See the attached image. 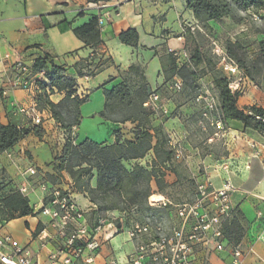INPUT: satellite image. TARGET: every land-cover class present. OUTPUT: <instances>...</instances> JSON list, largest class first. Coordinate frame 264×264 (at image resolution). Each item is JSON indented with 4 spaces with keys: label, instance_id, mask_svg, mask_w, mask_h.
Returning a JSON list of instances; mask_svg holds the SVG:
<instances>
[{
    "label": "rangeland",
    "instance_id": "374dc122",
    "mask_svg": "<svg viewBox=\"0 0 264 264\" xmlns=\"http://www.w3.org/2000/svg\"><path fill=\"white\" fill-rule=\"evenodd\" d=\"M220 1L214 0L215 3ZM224 2L229 7L226 16L207 22L197 20L188 31L184 30L183 55L179 60L178 56L175 57L176 67L186 68L182 78L178 77L182 83L180 91L175 92L173 87L172 64L168 60L161 62L169 81L156 92L158 96L148 94L146 102L157 98L155 106L143 104L154 128L153 144L156 140L159 142L157 153L149 150L142 159L122 162L129 171L136 164L149 171L153 168L159 183L152 181L147 185L140 179L137 186L126 188L127 192L119 194L113 186L121 175L119 177V172L110 171L101 165L99 180L104 185L102 189H97L96 167L102 163L99 148L111 144L103 143L110 139L109 126L97 125L90 118H84L79 129V140L87 137L98 143H85L63 164L64 169L72 167L74 172L83 170L75 179L65 170H57L63 151L59 149L62 141L57 139L47 164L49 170L41 171L34 167L38 170L33 177L38 184L35 183V186L44 194L42 205L49 206L52 193L56 190L60 197L70 198L76 204L73 195H83L90 205L81 207L77 204L84 216L85 222H82L89 227L103 225L95 235L96 241L101 243L105 235H109L108 246L116 259L121 257V246L127 259L142 257L146 262L156 258V264H169L171 260L180 264H211L213 256L231 252L234 246L228 241H225L224 251L214 252L210 247L207 252L200 246L198 234L192 241L187 240L197 220L189 217L184 225L177 207L196 203L200 186L205 187L207 193L220 191L228 196L230 216L225 225L233 233L230 239L243 236L249 228L250 222L239 210V205L246 201L248 192L245 191H250L254 184L258 168L261 171L264 168V129L256 131L246 128L241 122L222 117L214 77L226 79L227 88L237 94L236 105L240 110L245 113H248L250 107L264 110V11L252 7L243 8L234 0ZM195 56L201 59L200 63H196ZM37 83L35 96L38 99L35 97L34 105L37 112L48 111L45 99L48 97L57 104L59 101H55L57 97L53 95L59 92L49 87L39 90ZM127 85L130 87L131 100L138 103L139 97L135 92L143 86L140 77L131 75ZM88 104V107H102L96 101ZM76 110L77 106L70 102H63L60 107L62 123L59 125L65 128L61 136L64 143V135L70 137L73 143L75 141L71 133L76 127L73 126ZM132 112L135 110L125 105L105 111V117L109 120L126 123L118 129L123 131L120 133L123 141L134 140L136 123L122 122ZM156 121L158 124L154 126L153 122ZM169 152V161L163 162ZM244 167H248L247 170L251 168L250 181H244ZM41 185L45 186V190ZM22 188L25 189V186L17 191L24 196L20 192ZM30 190L26 186V194ZM134 194L138 199L130 205V198ZM147 194L149 196L145 198ZM152 195H161L163 200L153 204L150 202ZM207 204L211 203L208 201ZM208 205H205L208 208L206 218L216 211L214 204L211 207ZM258 210L263 212L264 207H254V214ZM233 219H237L239 228L231 225ZM72 224L75 227L82 225L78 221ZM180 230L184 237L178 242H182L184 248L181 249L178 244L176 249L173 246V232ZM130 233L133 236L130 237Z\"/></svg>",
    "mask_w": 264,
    "mask_h": 264
},
{
    "label": "crops",
    "instance_id": "0c3cea01",
    "mask_svg": "<svg viewBox=\"0 0 264 264\" xmlns=\"http://www.w3.org/2000/svg\"><path fill=\"white\" fill-rule=\"evenodd\" d=\"M92 5L88 0H0V124H13L31 130L38 126L44 132L41 138L31 132L11 149L0 153V194L29 186L32 190L27 199L34 212V216L8 222L0 220V236L8 235L14 245L27 247L33 264H48V251L55 249L56 245L43 248L35 238L39 231L48 228L49 218L40 214L44 194L35 186V183L38 185L37 180L26 171L30 167L49 170L47 164L56 139L62 141L60 150L65 145L61 138L64 130L48 111L38 110L39 125L17 112V108L29 107L32 102L27 92L10 88L8 77L11 68L18 62L33 66L36 60L42 59L49 71L52 66L64 70L66 76L75 80L76 95L88 98L78 108L81 119L71 133L74 142L86 139L94 142L87 137L79 140L80 126L84 118H90L97 125L109 126L110 139L103 143L112 144L115 142L113 132L126 123L100 116L104 111V91L120 84L121 74L130 66L137 65L142 68L150 96H158L156 92L169 81L166 69L161 65L162 60L168 55L174 59L178 56V60L182 57L184 30L188 31L197 22L193 12L187 8V0H108L105 7L99 9L100 12L109 11L112 17L100 29L101 42L96 46H86L73 34V30L86 24L89 16L96 13ZM128 29H135L138 33L136 46L122 44L118 39L119 34ZM172 76L174 87L180 79L175 73ZM41 84H48L45 76L39 78V90ZM4 90L6 95H2ZM53 96L58 102L65 94ZM92 100L101 103L102 107H88ZM153 124L156 126L158 121ZM247 168L244 167V181L251 179V168ZM258 169L250 191H245L248 192L246 201L239 205V210L250 222L237 245L243 252L239 264H264V211L253 212L256 206L264 207V168L262 171ZM73 197L81 207L90 205L81 194H74ZM260 235L263 239H258ZM107 238L109 235H105V240L99 243L92 264H106L112 260L127 264L123 246L120 248L121 257L116 259L111 255ZM210 262L233 264V258L230 252H225L213 256Z\"/></svg>",
    "mask_w": 264,
    "mask_h": 264
},
{
    "label": "trees",
    "instance_id": "16d2710c",
    "mask_svg": "<svg viewBox=\"0 0 264 264\" xmlns=\"http://www.w3.org/2000/svg\"><path fill=\"white\" fill-rule=\"evenodd\" d=\"M108 0H88L89 3L98 4L106 3ZM243 8H256L258 10L264 11V0H234ZM187 8L193 12L196 20L200 22H207L209 20L220 19L229 13V7L224 0L219 3H215L214 0H187ZM73 34L81 40L86 46H96L100 44V28L97 24V17L92 14L88 22L79 28L73 30ZM119 41L122 44L128 46H136L138 41V33L135 29H128L121 32L118 36ZM196 63H200L201 59L198 56L194 58ZM169 63L173 66V73L178 77L182 78L185 67L177 69L175 64V59L170 55L166 57ZM164 60H162L163 62ZM32 69L34 72H39L41 70L45 71V78L48 84H41L42 90L48 87L51 90H56V92L64 93V98L57 104L51 102L48 97L45 99L44 103L48 108L52 119L61 124L62 123V113L60 112V107L63 102H70L77 106L76 118L73 122V126H78L81 116L79 114L78 108L87 102L88 98H80L75 92V80L72 77L66 76L64 70L56 66H52L51 71L46 67V63L42 59H38L34 62ZM131 75H138L143 83L140 91H137L139 101L134 103L131 100L130 87L127 85L130 80ZM129 76V77H127ZM122 82L117 86L113 87L111 90L104 91L105 104L104 111L100 113L102 118L105 117V111L114 109L120 105H125L131 107L135 112L128 115L122 122L131 121L136 123L134 131L133 141H123L121 139L120 131L116 130L113 132L115 137L114 144L105 145L99 148V159L102 163L96 167L98 173L97 189L103 188V183L99 180V174L101 171V165L110 171L119 172V177L113 188L119 193L127 192L126 188L137 186L139 180L142 179L147 185L154 181L156 184L159 183L158 177L155 175V171L147 170L142 166L136 164L131 171L127 170L123 165V161L142 159L149 150H153L157 153V148L159 146L158 140L153 144L155 137L152 132L154 128L151 126L149 117L143 108V104L146 102L149 91L147 93L148 87L146 80L143 75L142 68L137 65H132L127 71L121 74ZM214 83L219 91V102L222 117L226 120L241 122L246 128H251L256 131H262L264 129V110L250 107L248 108V113L244 110H240L237 103V94L231 92L227 88V81L225 78L218 79L214 77ZM53 90V91H54ZM72 96H74L72 98ZM128 100V102H125ZM118 122V121H116ZM65 129V128H63ZM31 132L37 137L41 138L43 135V130L36 126L33 130L21 128L13 124L1 125L0 124V153L8 151L15 144H17L21 139L28 136ZM67 136V135H66ZM87 142H92L90 140H84L79 142V144L73 143L70 137L67 136L66 143L63 147L62 156L59 158L60 165L57 170H65L72 179H75L76 175L83 170L75 171L72 167L63 168V164L67 162L70 156L76 152ZM95 143V142H94ZM170 152L167 153L166 158L163 162L169 161ZM78 166V165H77ZM117 175V174H116ZM118 176V175H117ZM149 190V189H148ZM1 191V190H0ZM1 193V192H0ZM135 193V192H134ZM149 194L145 195V198ZM161 196V195H160ZM138 197L134 194L130 198V205L135 204ZM34 216L33 209L29 206L28 199L22 196L17 190H10L8 194H0V220L8 222L21 217ZM231 225L239 228L237 219L231 220ZM226 229H224V235L232 246H237L240 243L241 235L235 236L230 239V233L224 223Z\"/></svg>",
    "mask_w": 264,
    "mask_h": 264
},
{
    "label": "built area",
    "instance_id": "2783aa9c",
    "mask_svg": "<svg viewBox=\"0 0 264 264\" xmlns=\"http://www.w3.org/2000/svg\"><path fill=\"white\" fill-rule=\"evenodd\" d=\"M92 7L96 11L93 15L97 17V24L101 29L110 20V13L109 11H99L100 8L105 7V3L93 4ZM91 16L92 15L89 16V19ZM10 74L12 75L8 80L10 88L27 92L32 102L29 107L17 108V112L31 118L35 125H39L41 119L36 115L37 109L34 105L35 91L37 90L36 82L39 81L40 77L45 76V71L41 70L39 72H34L32 66L18 62L11 68ZM174 88L176 91H180L182 83L180 81L175 82ZM6 93L7 91L4 90L2 95H6ZM73 97L74 96H72V98ZM156 99L157 98L149 99L144 105L155 106ZM64 138L67 140V136L64 135ZM26 172L30 177H34V175L38 173V170L34 167H30ZM40 187L45 190V186L41 185ZM20 192L26 197V186L25 189H20ZM59 195L58 190L53 192V198L50 200L49 206H43L41 208L40 214L49 218V224L48 228L45 227L39 231L35 238L39 246L43 248H47L51 244L56 245L55 249L48 251V264H92L99 247L95 235L101 230L103 225L98 224L97 226L91 227L85 225L82 222H85L83 213L77 208V204L74 201L72 202L70 198L60 197ZM227 199L228 196L224 194V192L207 193L206 188L200 186L196 203L178 205V215L183 218L184 225L189 217H193L197 220V223L192 226L187 240L192 241L198 234L200 246L207 252L210 247L214 252L224 251L225 241L227 243V239L224 235L223 225L230 216V206ZM208 201L211 204L208 205ZM213 204L216 207L215 214L206 218L208 208H205V205L211 207ZM74 221L81 222L82 225L75 227L72 224ZM129 235L131 237L133 233ZM183 237L182 230L173 232V239L175 241L173 246L176 249L178 248V244H180L179 246L181 249L184 248V244L178 242L181 241ZM258 239H263L262 235H260ZM230 253L233 258V264H239L243 256V252L239 247H232ZM128 260L129 258L127 259V264H156L157 262L156 258L144 262L142 257L130 258V260ZM164 261L167 260L164 259ZM0 264H33L32 255L27 247L14 245L10 236H0ZM106 264L118 263L112 260ZM169 264L180 263L171 260ZM183 264L188 263L184 262Z\"/></svg>",
    "mask_w": 264,
    "mask_h": 264
},
{
    "label": "bare ground",
    "instance_id": "6f19581e",
    "mask_svg": "<svg viewBox=\"0 0 264 264\" xmlns=\"http://www.w3.org/2000/svg\"><path fill=\"white\" fill-rule=\"evenodd\" d=\"M162 200H163V198L161 196H159V195H152L150 197V202H152L153 204L158 203V202H160Z\"/></svg>",
    "mask_w": 264,
    "mask_h": 264
}]
</instances>
